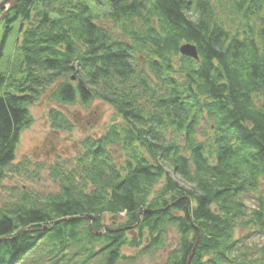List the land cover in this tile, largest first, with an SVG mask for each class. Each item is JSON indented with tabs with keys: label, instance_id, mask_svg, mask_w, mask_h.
I'll return each mask as SVG.
<instances>
[{
	"label": "trees",
	"instance_id": "1",
	"mask_svg": "<svg viewBox=\"0 0 264 264\" xmlns=\"http://www.w3.org/2000/svg\"><path fill=\"white\" fill-rule=\"evenodd\" d=\"M262 12L264 0H20L1 22L0 264L140 258L125 249L167 252L164 264H264ZM15 27L18 54L1 67ZM51 89L58 106L102 101L118 119L66 164L32 171L15 153ZM48 117L76 127L60 109ZM38 168L57 189L5 185L37 182Z\"/></svg>",
	"mask_w": 264,
	"mask_h": 264
},
{
	"label": "rangeland",
	"instance_id": "2",
	"mask_svg": "<svg viewBox=\"0 0 264 264\" xmlns=\"http://www.w3.org/2000/svg\"><path fill=\"white\" fill-rule=\"evenodd\" d=\"M5 0H0L3 3ZM4 10V9H2ZM103 12V11H99ZM226 13V12H225ZM103 15V14H102ZM231 15L227 12L224 16L226 18L225 23L230 20L229 16ZM264 18V12H262L258 18ZM3 21V20H2ZM1 21V22H2ZM257 18L254 19V26L257 28L261 27V23L256 22ZM0 22V48L4 40L5 27ZM101 25L106 26L109 29L118 30L116 26L106 20L105 17L101 16L100 21ZM229 23V22H228ZM119 32V30H118ZM21 39L19 37L18 28L15 27L13 32L8 36L3 47V55L1 67L5 66L8 61L13 60L17 56V42ZM53 89L47 90L44 96L41 98V101L36 105L32 106L29 110L31 113V124L22 131L20 140L18 142V147L16 149V162L28 161L32 165V171L36 169L37 166L41 164V167L48 168L49 166H54L56 164H66L68 161L72 160L77 156V153L80 150V144L84 139L88 137H98L103 135L115 119H118L116 116L115 110L107 103L102 101H96L91 106L85 107L82 105L74 106H58L53 102L51 94ZM52 108H57L62 110L69 119L73 120L76 124V127L71 132L56 131L51 127L49 121V111ZM113 152L116 153L117 157H120L118 149H113ZM40 167V166H39ZM43 168H38L41 173H37L41 178L37 182L34 180H27L25 177L11 179L5 183L7 186L13 185H28L31 189L36 191H45L50 190L54 191L57 189V185L52 183V180L48 176L49 173ZM25 179V180H24ZM181 186L188 188L184 183L178 180ZM6 195L0 189V206L3 202V199H6ZM249 207L253 206V201H249ZM110 216L104 218V222L110 225ZM241 233L239 232L238 235ZM177 240V235L175 231L170 232V242L175 244ZM173 247V246H172ZM125 254L128 256L140 257L136 258L133 263H120V264H164L167 252L157 254L156 256H143L137 254V251L125 249Z\"/></svg>",
	"mask_w": 264,
	"mask_h": 264
},
{
	"label": "water",
	"instance_id": "3",
	"mask_svg": "<svg viewBox=\"0 0 264 264\" xmlns=\"http://www.w3.org/2000/svg\"><path fill=\"white\" fill-rule=\"evenodd\" d=\"M20 0H5L3 3H1L0 6V13L3 11L2 15L0 16V22L6 17V15L12 10L16 4ZM4 9V10H2ZM196 47L191 46V45H186L181 48V54L184 56H189L194 58L195 60L198 59V53L197 50L195 49Z\"/></svg>",
	"mask_w": 264,
	"mask_h": 264
}]
</instances>
